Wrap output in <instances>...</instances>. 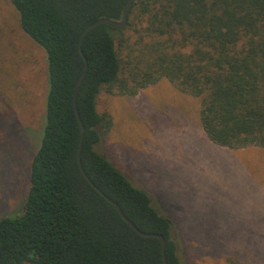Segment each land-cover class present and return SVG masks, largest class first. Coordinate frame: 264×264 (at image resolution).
Returning <instances> with one entry per match:
<instances>
[{"label": "trees", "instance_id": "obj_1", "mask_svg": "<svg viewBox=\"0 0 264 264\" xmlns=\"http://www.w3.org/2000/svg\"><path fill=\"white\" fill-rule=\"evenodd\" d=\"M7 1L21 32L44 51L48 89L22 210L0 219V264H162L159 241L134 232L77 163L79 39L97 19L119 21L127 0ZM81 50L84 173L138 230L165 239L167 264H182L169 221L97 150L111 127L97 111L98 97H134L165 79L199 99L198 125L210 143L264 148V0H133L123 30L99 25ZM19 124L4 103L0 140L24 145L29 129Z\"/></svg>", "mask_w": 264, "mask_h": 264}, {"label": "rangeland", "instance_id": "obj_2", "mask_svg": "<svg viewBox=\"0 0 264 264\" xmlns=\"http://www.w3.org/2000/svg\"><path fill=\"white\" fill-rule=\"evenodd\" d=\"M0 18V109L7 104L29 129L24 145L0 140L1 219L22 210L48 83L44 51L21 32L7 0ZM199 109V99L165 79L134 97L101 92L97 111L111 127L97 150L169 221L182 264H264V148L210 143Z\"/></svg>", "mask_w": 264, "mask_h": 264}, {"label": "water", "instance_id": "obj_3", "mask_svg": "<svg viewBox=\"0 0 264 264\" xmlns=\"http://www.w3.org/2000/svg\"><path fill=\"white\" fill-rule=\"evenodd\" d=\"M133 0H127L125 5H124V8H123V11H122V15H121V18L119 21H116V20H111V19H107V18H100V19H97L96 21L90 23L89 25H87V27L83 30L81 36H80V39H79V44H78V49H79V53L83 59V68L81 70V73L77 79V81L75 82V85H74V88H73V107H74V111H75V115H76V118H77V121H78V124H79V128H80V139H79V147H78V152H77V163H78V166H79V169L82 173V175L86 178V180L90 183V185L95 189L97 190L103 197L104 199L110 203L114 208L115 210L117 211V213L119 214V216L127 223V225L134 231L136 232L137 234H139L141 237H145V238H155L159 241L160 243V250H161V258H162V264H167V260H166V256H165V245H166V241L165 239L161 236V235H158V234H152V233H144V232H141L140 230H138L131 221H129L123 214V212L121 211L120 207L114 203L112 200H110L109 198H107L105 195H103V193H101V191L95 187L93 185V183L89 180V178L86 176V174L84 173V170L81 166V161H80V151H81V146H82V141H83V135H84V126L81 122V119H80V116H79V113H78V110H77V107H76V97H77V93H78V90H79V87L84 79V76L86 74V71H87V62H86V59L85 57L83 56V53H82V50H81V46H82V42H83V39L84 37L87 35V33L89 31H91L93 28L99 26V25H105L107 27H110V28H113V29H116L118 31L120 30H123L126 25H127V16H128V11H129V8L132 4Z\"/></svg>", "mask_w": 264, "mask_h": 264}]
</instances>
